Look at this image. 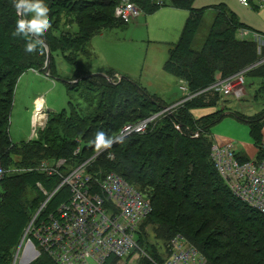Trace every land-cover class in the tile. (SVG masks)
<instances>
[{
	"label": "rangeland",
	"instance_id": "374dc122",
	"mask_svg": "<svg viewBox=\"0 0 264 264\" xmlns=\"http://www.w3.org/2000/svg\"><path fill=\"white\" fill-rule=\"evenodd\" d=\"M136 1L142 7L141 11H143L139 17L135 18L136 20L131 19L129 22H122L117 25L112 22L107 26V29L101 28L98 31L96 30L93 38H91V40L89 39L86 47H80L78 49L79 51L75 49L77 45L74 42H70L74 49L64 48L63 50L57 49L51 52V64L50 61H45V64H43L40 69H27L20 74L13 90L12 108L8 126L10 139L15 143L11 150L13 153V162L22 163L23 166L26 164L29 167L41 159L50 163V161L55 160L53 158L58 159L59 157L71 156L73 151L74 154H76L75 151L77 147L82 145L83 140L87 138L94 139V136L90 138L84 136L89 128L90 133L95 132L97 134L100 132L98 127L101 119L95 118V120H92L91 118L95 113V115H97V113L105 115L104 113H106L105 116L110 119L109 121L111 123L112 119L117 115L124 118L123 120L131 119L129 113L134 111L133 108L136 104L133 102V99H131V91L126 92L128 89V84L126 85L125 83L127 82L126 80L122 81L121 87L126 93H122L120 90H108L109 94L106 93V97L112 96L111 99H113V101L108 104V111L106 110L107 108H102L104 103L100 106L101 109L99 111L93 106H88L87 109V103L79 96L80 93L83 95L87 94L86 91L81 89H77L78 91L70 90L71 86L68 87L65 83V80L73 78L75 73L74 66L66 60L65 54L72 58H75L76 55L77 60L81 59L84 61L85 59L83 56L90 58L91 53L89 52H92L93 57L87 65V71H91V74L104 72H106V74H108V72L118 73L119 77H114V75L110 73L114 82H117L119 80L118 78L121 76H125V78L143 86L148 93L156 95L162 101L170 104L168 105L169 109L165 108L159 112L158 121L161 120L164 111L171 113L169 110H171L172 107L178 106L177 104L183 102L181 98L185 95L179 88L180 83L178 84L174 75L169 73L165 68L168 51L176 46L175 44L178 40H180L178 42L179 46H176L173 53H171L172 60H174L173 67L179 64L180 67H178L177 70L180 69V79L185 82L188 80L191 67L201 63L200 69L202 67V62L204 65L207 51H211L209 54H212V56L210 57L213 62L219 65V63L223 62L225 53L231 56L235 55L238 49L234 46H239L240 42L251 43L253 40L255 45H253L251 49H253L260 60L264 57V47L260 49L264 44V6L259 0H247V2H241L239 0H193L191 3L192 8L190 5H187L188 1H182L175 5L172 0H165V2L157 8L151 6L154 5L152 3L159 0ZM87 9L91 12L89 8ZM151 9L152 11L150 13L146 12V10ZM80 14L81 16L85 15L82 13ZM5 16L6 14L0 11V52L5 49L3 47L5 45L4 43H6L5 39L8 41L10 40L7 36V32L4 31V24L7 21ZM19 18L21 17L19 16ZM241 21L245 22L247 26L241 25ZM83 22L85 29L89 30L100 25L90 20ZM184 27L185 30L184 33H182ZM62 29L63 27L60 25L58 29H53L52 32L60 36V30ZM71 30L77 32L78 26L76 23L71 25ZM216 36L219 37L216 38ZM71 38L73 39V35ZM21 43L22 42H20V44ZM24 44L22 43V47L19 46V49L16 47L11 49L8 46L4 53L10 52L14 55L18 51H23V48H25ZM216 48H218L220 52L213 54L212 51ZM205 50L207 51L203 61L200 51L204 52ZM79 53H81V56ZM216 57L218 58L215 59ZM256 66L255 68L257 69H250L248 74L246 73L245 94L240 99H236L232 96H224L218 91L212 90L211 83H205V85L202 83L200 86L194 84V89L191 87V91L188 90L190 97L184 99V101H191V106L199 105V107L190 109L194 118L221 110L223 118L210 126L208 135L211 139L219 143V145L231 143L237 147L243 148L244 145L254 143L250 133V125L245 120L249 119L247 117L259 116L264 113V60ZM181 68L183 70H181ZM46 74H48V76H46ZM197 75L199 80L206 79L208 73L204 66L199 70ZM221 76V74L215 75L214 80ZM261 80L262 83H260ZM9 81L10 78H5L0 81L1 93H3L2 90H4V88L6 90L8 89V87L5 86L8 84L6 82ZM105 81H107V79H105ZM100 82H103V79H100ZM96 95L98 99L101 98L99 92H97ZM128 98H130V100ZM38 99H42L45 110H52L65 117H70L73 114L81 117L86 114L85 116H87L88 120L81 125L72 122L74 121L72 120L66 127L63 126L61 122H50L52 115H48V113L45 112L47 117L43 120V124H40V120L36 119L34 115ZM88 99L89 97L86 100ZM157 102L161 104L159 101ZM209 103L211 104L208 105ZM91 124L95 125L90 126ZM53 129L63 131L62 137L64 140H62V142L67 144L60 143V140L55 137L52 142L44 143L41 149L39 145L28 143L31 137L39 139L41 136L46 137L47 134V137L50 138ZM118 133L110 137L114 138V142L132 132L129 134H125L124 132ZM195 135H197V133H195ZM82 137L84 139H82ZM219 138L221 140L223 139V142H220L221 140ZM210 141L212 148V140ZM128 142L130 141H126V143L120 147L126 146ZM35 146L37 149H40L38 154H33L34 152H32L36 149ZM92 147L94 151L91 149L92 151L87 150L85 153V155L91 156L88 158H85L87 156H84V158L79 157V162L65 158L67 165L73 166L83 161H93L96 159L97 162L94 164V168L96 172H101L103 170L100 167L101 161L104 159L109 161L107 152L109 150L112 153L113 149L111 150V148H108L98 151L94 144ZM198 152L197 150L191 153V160L197 157ZM200 152L202 154L201 150ZM3 161L0 160V164L2 162L3 166L7 167L6 159ZM196 161L201 164V168H203L201 174L204 175L208 167L205 166L204 162L206 161L208 164V158L205 159L204 155L203 162L197 159ZM40 162H38V164ZM90 164L91 162L89 165ZM10 168L11 167L6 169L8 170ZM191 173V177L194 176V171H191ZM209 175L210 183L219 191L220 181H218L216 174L211 168ZM25 178L19 179L18 182L20 186H15V184L11 183V180L8 181L7 178L0 181V231L3 228V222L7 220L5 227L6 237L13 232L16 233V240L12 242L10 248H6L7 252L12 255L10 258L11 264H25L29 261L28 254L21 253L19 257H17V254L20 251L19 248L24 239L25 227L34 214L38 212L39 203L45 199L44 194L38 186L35 187L34 182L38 178H36V176L32 177V179H30L32 181L31 184L29 179ZM199 179L201 178L192 179L195 190L192 187L189 191L191 194L190 197L198 190L196 183ZM160 180L161 179L158 178V182ZM39 182L48 192L55 186L54 180L47 178L45 175H40ZM203 186L204 184L202 187ZM162 192V189H160V193ZM61 195L63 194L61 193ZM61 195L54 197L49 202L47 206L49 210L57 207L61 203ZM221 196L224 198L226 197L228 201H230L225 191H222ZM32 197L37 199V205L31 203L32 200L30 201V199ZM154 201L155 210L153 215L140 225L135 234L136 248H134L133 252L124 260H117L116 263L113 264L161 263L162 259L167 254L168 239L173 232V230H169L171 228L169 225L173 224L165 215L169 214L172 218L175 216L180 217L179 207L184 209L180 210L182 213L187 212L188 214L195 209V207H189L188 199L186 203L184 198H176L172 201L171 204L174 205L175 203V206L172 207V212L167 211L168 205L165 204V199L163 197L156 195ZM179 202L180 206L177 207L176 204ZM240 209L249 213V211L244 209L241 205ZM208 211L209 210H207V212ZM195 213L197 214V211H195ZM164 216L166 219L163 218ZM191 222L193 226H196L195 220ZM176 227L182 229L180 226ZM213 227L214 225L211 226V228ZM188 241L193 244L189 238ZM21 248H23V246ZM89 263L95 264L93 262Z\"/></svg>",
	"mask_w": 264,
	"mask_h": 264
},
{
	"label": "trees",
	"instance_id": "16d2710c",
	"mask_svg": "<svg viewBox=\"0 0 264 264\" xmlns=\"http://www.w3.org/2000/svg\"><path fill=\"white\" fill-rule=\"evenodd\" d=\"M117 1L118 0H45L51 27L42 38V41L48 46L50 52L57 49L63 50L64 48L74 49L70 42H74L77 45L75 48L76 51H79L78 49L80 47H86L89 39L94 36L96 30L98 31L101 28L107 29V26L112 22L116 23V25L123 22L114 16V7ZM131 1L142 10V7L136 0ZM182 1H188L187 5H190V7L193 2V0H172L175 5L181 3ZM164 2L165 0H161V3H152L154 5L151 7L157 8ZM87 8H89L91 12L88 11ZM0 11H2L3 14H6L5 19H7V21L4 24V31L7 32V36L10 39L9 41L5 39L6 43H4L5 45L3 46L5 49L0 52V81L5 78H10V81L6 82L8 84L5 86L8 87V89L6 90L4 88V90H2L3 93L0 91V160L3 161L6 159L7 164V167H4L1 162L5 173L0 178V181L7 178V180H11L10 182L14 183L15 186H20V183L18 182L20 178L26 177L25 179H29L31 184L32 181L30 179L36 176V178H38L34 182L36 187V183L39 182L40 175H45L47 178L53 179L56 185L59 182V178L57 176L49 177L35 169L38 162L42 159L29 167L26 164L23 166L22 163L13 162L12 160L13 153L11 150L15 143H13L10 139L8 126L12 108L13 90L18 77L23 71L27 69H40L41 66L45 64L46 51L43 55L38 53L28 54L23 48V51H18L14 55L10 52L4 53L8 46L11 49L14 47L19 49V46L22 47V43L24 44L25 40L22 37L13 35L16 23L19 19L17 10L13 5V0H0ZM151 11L152 9L146 10L148 13ZM79 12L85 15L81 16ZM141 12L143 13V11ZM87 20L99 23L100 25L91 30L85 29L83 21ZM73 23H76L78 26L77 32H73L71 30V25ZM59 24L63 27V29L60 30V36L52 32L53 29L59 28ZM240 24L247 26V24L243 21H241ZM185 27L182 30V33H184ZM72 35L73 39L71 38ZM218 37L219 36H216V38ZM179 41L180 40H178V42ZM20 42L22 43L20 44ZM178 42L175 44L176 46H179ZM253 45H255L253 40L251 43L240 42L239 46H234L238 49V51L235 52V55L231 56L225 53L224 55L226 58L223 56V62L219 63V65L213 62L210 57L212 56V54H209L211 51H200L203 61L206 51L207 54H209H206L204 65L202 62V67L204 66L208 76L204 80H199L197 73L202 68L201 67L199 69L201 63L191 67L188 80L186 81L188 83V89L190 91L191 87L194 89V84L200 86L202 83L205 85V83L208 84L214 82L216 72H219L222 75L221 77H225L245 69V78H247V74L250 69H254L257 67V64L264 60V57L260 60L253 49H251ZM42 47L45 49L43 43ZM175 47L168 51L165 68L169 71V73H172L175 77L180 78V69L177 70L178 67H180L179 64L173 67L174 60H172L171 53H173ZM262 47H264V44L260 47V49ZM217 52H220L218 48L212 51L213 54H217ZM80 54L81 53H79V55ZM65 58L75 68L73 76L74 79L71 78L69 80H65V83L68 87L71 86L70 90L78 91L77 89H81L86 91L87 94L83 95L80 93L79 96L87 103V109L88 106H93L99 111L101 109L100 106H102L103 103L104 106L102 108H107L108 104L113 101V99H111L112 96L106 97V93L109 94L108 90H120L122 93L131 91V99H133V102L136 104L133 108L134 111L129 113L131 119L123 120L124 118L117 115L112 119L111 123L109 121L110 119L105 116L106 113H104L105 115L99 113L95 115V113L91 117L92 120H95V118L101 119L98 129L99 131H103L107 137L110 138L113 134L122 132V129L127 125L134 126L142 120H148L143 131L132 132L131 134L114 142L110 147L111 150L113 149V152L111 153L109 150L107 152L108 154H113V158L108 157L109 161H106L105 159L102 160L100 167L103 169L101 171L102 173L113 171L121 175L127 182L136 186L150 199L152 212L147 218L152 216L154 213V199L156 198V195L165 199V204L168 205V212H172V207L175 206V203L174 205L171 204L174 199L184 198L185 202L188 199V206L192 208L195 207L194 211L189 214L187 212L182 213L180 210L184 209L179 207V202L176 206L179 207L180 217L177 216V218L175 216L172 218L169 214L165 215L173 224L169 225V227H171L169 230H173V232L170 234L168 242L177 233H181L186 238L188 237L189 240L193 242V245H195L204 255L206 259L205 264H264V216L249 208L231 193L223 179L214 169L209 158L211 149L210 140H212L213 144V139L208 136L210 126L223 118L221 110L194 118L190 109L193 107H199V105L191 106V101H184L183 99L185 96H183L181 98L183 102L177 104L178 106L172 107L171 110H169L171 113L164 111L162 113L163 116L161 117V120L158 121L159 112L165 108L169 109L168 105L170 104L162 101L158 96L148 93L143 86L125 78V76H121L120 80L114 82L110 74H108L112 81L110 82L107 80V82L105 81L106 78L104 79V77L100 75H92L89 71L85 70L83 63L77 60L76 55L75 58H72L65 54ZM217 58L218 57L215 59ZM51 61L52 58L50 57V64ZM181 70L183 69L181 68ZM100 79H103V82H100ZM123 80L127 81L125 82L126 85L128 84L126 92L122 90L123 88H121ZM260 83H262V80ZM97 92L101 94V98L99 97L100 99L97 98ZM88 97L89 99L86 100ZM128 99L130 100V98ZM210 104L211 103L208 105ZM108 108L106 109L107 111ZM49 114L52 115L50 122H61V124L66 127L72 120H74L72 122L79 123L80 125L88 120L87 116H85L86 114L81 117L74 114L70 117H65L52 110L48 111V115ZM247 118L249 119L245 121H247L250 125L251 137L254 140L255 146H258L261 143L259 134L260 124L261 120L264 118V113L259 116L255 115ZM94 125L95 124H91L90 126ZM89 130L90 128L85 132L86 135L84 136L89 138L94 136L95 139L97 134L95 132L90 133ZM62 132L63 131L61 130L53 129L51 131L50 138L47 137V134L46 137L41 136L39 139L32 137L28 143H31L32 145H39L41 149L44 143H49L50 141L52 142L55 137L60 140V143L67 144L62 142V140H64ZM195 133H197V135H195ZM82 139L84 138L82 137ZM94 139L87 138L86 140H83L82 145L79 144L80 151L78 153L74 154L73 151L71 156L61 158H67L68 160H74L76 162L80 161L78 159L79 157L84 158V156H87L85 158H88L91 155H85V153L87 150L92 151V142ZM128 140L130 142H128L126 146L120 147ZM40 149H34L32 151L34 152L33 154H38ZM197 150L199 151L197 153V157L191 160V153H194ZM200 150L202 151L203 156ZM204 155L205 159L208 158V164L206 161L204 162L205 166L208 167L207 171H205L203 175L201 174L203 168H201V164L196 161V159L203 162ZM96 162L97 160L95 159L91 161V164L89 165V170L93 173L96 172L94 168V164H96ZM9 167L11 168L7 170L6 168ZM28 168L34 169L28 170ZM210 168L216 174L218 181L221 183H219V191H217V188L213 187L210 183ZM13 169L19 170L13 171ZM190 170L194 171V176L192 177ZM158 178L161 179L159 182ZM196 178H201L198 180V184L196 183L198 190L190 197L191 194L189 191L194 185L192 179ZM203 184L204 186L202 187ZM160 189H162V193H160ZM222 191L227 193L230 201H228L226 197L224 198L221 196ZM64 192H66V190H64ZM59 195H61V193ZM31 200V203H34L33 205H37V199L35 197H32L30 201ZM41 203L42 202L39 204ZM240 205L243 206L244 209L248 210L250 214L240 209ZM207 210L209 211L207 212ZM195 211H197V214ZM165 216L163 218L166 219ZM146 219H144L143 222ZM192 220L196 221V226H193L191 222ZM6 224L7 220L3 222V228L0 231V264H11L10 258L12 255L7 252L6 248H10L12 242L16 240L15 232L6 237ZM212 225H214L213 228H211ZM176 226H180L182 229ZM116 261L117 260L115 258L111 257L105 262V264H113L116 263ZM28 264L55 263L52 262L46 254L42 253L39 257L33 259Z\"/></svg>",
	"mask_w": 264,
	"mask_h": 264
},
{
	"label": "built area",
	"instance_id": "2783aa9c",
	"mask_svg": "<svg viewBox=\"0 0 264 264\" xmlns=\"http://www.w3.org/2000/svg\"><path fill=\"white\" fill-rule=\"evenodd\" d=\"M259 2L264 6V0ZM157 3H161V0ZM141 14V9L131 0H118L114 7V16L123 22H129ZM245 72L244 69L215 78L211 89L240 99L245 94ZM180 88L185 93L184 99L189 98L188 83L182 80ZM37 111V119L43 124L47 117L43 101L39 106L36 104L35 113ZM147 121L127 125L122 132H141ZM255 147L256 151L251 157H243L234 144H213L209 158L231 193L264 216V141ZM79 151L80 146L75 153ZM108 157L113 158V154H108ZM90 162L87 160L68 166L65 158H58L50 163L42 160L35 167L49 177L57 176L59 182L50 192L41 183H36L45 199L25 227L23 248H19L17 255L28 254L32 260L43 253L55 264H105L111 257L124 260L133 252L136 248L135 234L152 212L150 199L113 171L93 173L89 170ZM4 173L0 164V178ZM62 192L61 203L49 210V202ZM205 262L199 249L184 235L177 233L167 243V254L159 264Z\"/></svg>",
	"mask_w": 264,
	"mask_h": 264
},
{
	"label": "clouds",
	"instance_id": "9594fccd",
	"mask_svg": "<svg viewBox=\"0 0 264 264\" xmlns=\"http://www.w3.org/2000/svg\"><path fill=\"white\" fill-rule=\"evenodd\" d=\"M13 5L21 17L16 23L13 35L24 38L26 53L45 54L42 38L51 27L45 0H13ZM113 143L114 138L107 137L103 131L98 132L93 141L98 151L110 148Z\"/></svg>",
	"mask_w": 264,
	"mask_h": 264
},
{
	"label": "crops",
	"instance_id": "0c3cea01",
	"mask_svg": "<svg viewBox=\"0 0 264 264\" xmlns=\"http://www.w3.org/2000/svg\"><path fill=\"white\" fill-rule=\"evenodd\" d=\"M136 20V19H135ZM135 20H133V21H135ZM252 26V25H251ZM93 38V37H92ZM91 40V39H90ZM91 53V57L90 58H87V57H84L83 56V58L85 59L84 61L83 60H79L81 63H83V65H84V68H85V70H87V65L89 64V61L92 59V52H90ZM80 56H81V54H80ZM168 58V57H167ZM167 60V59H166ZM89 72H91V71H89ZM102 72H104V71H102ZM105 74H106V72H104ZM113 74L114 75V77L115 76H118L119 77V74L118 73H113V72H108V74ZM220 73H216L215 75H219ZM175 77V76H174ZM176 79H177V81H178V84L180 83V85H179V88H180V86H181V81H182V79H180V78H177V77H175ZM180 90H181V88H180ZM182 91V90H181ZM183 92V91H182ZM184 94V93H183ZM37 98V97H36ZM260 141L262 142V141H264V118L261 120V124H260ZM220 139V138H219ZM253 139V138H252ZM221 140V139H220ZM214 141V143L213 144H218L219 145V143H217L215 140H213ZM254 141V140H253ZM259 141V142H260ZM220 142H223V139L220 141ZM226 143V142H225ZM238 149L241 151V153H242V156L243 157H251L254 153H255V151H256V147L254 146V143L253 144H249V145H244V147L243 148H240V147H238ZM17 257H19V255H17ZM29 261L27 262V263H29L30 261H32L31 259H28ZM27 263H25V264H27Z\"/></svg>",
	"mask_w": 264,
	"mask_h": 264
},
{
	"label": "water",
	"instance_id": "95a60500",
	"mask_svg": "<svg viewBox=\"0 0 264 264\" xmlns=\"http://www.w3.org/2000/svg\"><path fill=\"white\" fill-rule=\"evenodd\" d=\"M20 19V18H19ZM42 43L44 44V46H45V49H46V62H49L50 61V57H51V52H50V50H49V48H48V46L45 44V42H43L42 41ZM92 75H100V76H102V77H104V78H106L108 81H112V79L110 78V76L108 75V74H105V73H93ZM121 79V77L119 78V80ZM156 115V114H155ZM154 115V116H155Z\"/></svg>",
	"mask_w": 264,
	"mask_h": 264
},
{
	"label": "bare ground",
	"instance_id": "6f19581e",
	"mask_svg": "<svg viewBox=\"0 0 264 264\" xmlns=\"http://www.w3.org/2000/svg\"><path fill=\"white\" fill-rule=\"evenodd\" d=\"M37 104H38V106L41 105V104H42V99H38V100H37ZM38 116H39V112L37 111V112L35 113V118L37 119Z\"/></svg>",
	"mask_w": 264,
	"mask_h": 264
}]
</instances>
